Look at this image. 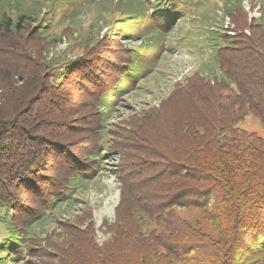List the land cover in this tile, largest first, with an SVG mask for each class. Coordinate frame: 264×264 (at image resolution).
I'll return each mask as SVG.
<instances>
[{
	"label": "trees",
	"instance_id": "trees-1",
	"mask_svg": "<svg viewBox=\"0 0 264 264\" xmlns=\"http://www.w3.org/2000/svg\"><path fill=\"white\" fill-rule=\"evenodd\" d=\"M204 1L130 7L191 15ZM221 1L229 24L218 28L212 8L208 30L223 76L197 71L160 105L110 125L103 98L134 62L122 28L78 38L67 25L46 35L41 11L0 17V205L11 210L24 264H264V139L237 126L247 112L264 124V24L244 0ZM258 1L249 0L261 11ZM66 41L67 54L57 51ZM105 153L119 156L109 236L99 242L90 210L32 233ZM177 208L197 209L211 228Z\"/></svg>",
	"mask_w": 264,
	"mask_h": 264
},
{
	"label": "rangeland",
	"instance_id": "rangeland-1",
	"mask_svg": "<svg viewBox=\"0 0 264 264\" xmlns=\"http://www.w3.org/2000/svg\"><path fill=\"white\" fill-rule=\"evenodd\" d=\"M142 1L148 0H0V17L4 13L16 17L25 11L32 14L41 11L47 23L45 26H51L46 30V35L61 34L67 25L77 32L78 38H87L89 31L94 37L110 27L116 31V27L122 28L125 33L124 45L134 49V62L115 89L103 98L101 105L106 125L120 124L125 118L136 116L152 105H160L177 84L183 83L197 71L213 78L223 76L216 59L217 45L213 46L215 40L209 35L210 9L213 8L217 15L218 28L222 23L225 26L229 24V18L223 17L221 0L191 4V15L167 11L157 13L153 9L135 12L130 7L133 5L136 8ZM259 1L261 11L259 6L252 9L249 0L243 3L249 16L259 17L262 14L264 24V0ZM215 2L218 6L214 5ZM49 18L51 22L48 24ZM230 26L234 28V25ZM67 40L76 42L73 38ZM56 50L67 54V41L58 44ZM237 126L264 139V124L253 113L247 112ZM105 154L106 159L99 171L91 178L73 179L69 201L57 202L50 208L40 220L34 222L30 229L32 233L36 231L44 237L48 230L56 226V219L82 216L90 210L99 242L102 243L109 236L104 223L115 219L120 202V184L111 169L118 164L119 156ZM177 210L190 220H202L205 229L211 228V223L202 219L203 215L197 209ZM10 216L11 210L0 205V264H24L23 243L10 227ZM155 224L154 220L143 218L145 228H153Z\"/></svg>",
	"mask_w": 264,
	"mask_h": 264
}]
</instances>
